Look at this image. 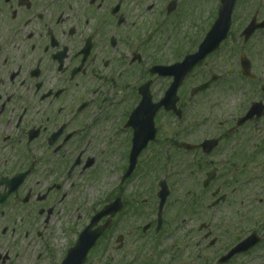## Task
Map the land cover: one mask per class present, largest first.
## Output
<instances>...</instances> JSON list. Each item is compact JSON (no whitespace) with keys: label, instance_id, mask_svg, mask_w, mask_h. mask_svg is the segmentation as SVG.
Segmentation results:
<instances>
[{"label":"flooded vegetation","instance_id":"af4514ba","mask_svg":"<svg viewBox=\"0 0 264 264\" xmlns=\"http://www.w3.org/2000/svg\"><path fill=\"white\" fill-rule=\"evenodd\" d=\"M173 1L0 0V264H65L98 213L92 205L81 214L80 179L105 155L112 127L124 124V100H118L124 62L134 65L141 36L170 17ZM154 10L147 31L137 19L130 29L135 14ZM231 78L226 84L235 90L237 78L246 97L231 129L219 136L233 139L238 150L233 183L217 172L201 200L185 201L184 216L170 213L174 223L183 218L180 226L164 220L157 233L155 221L136 231L182 237L198 252L193 263L264 264V81L262 75ZM252 109L249 122L237 127ZM260 137L249 152L250 140ZM182 250L174 245L169 264H189ZM94 261L90 256L86 264Z\"/></svg>","mask_w":264,"mask_h":264},{"label":"rangeland","instance_id":"374dc122","mask_svg":"<svg viewBox=\"0 0 264 264\" xmlns=\"http://www.w3.org/2000/svg\"><path fill=\"white\" fill-rule=\"evenodd\" d=\"M218 5H220L219 0H183L182 25L177 24L175 27L167 25L168 27L161 30L151 45L141 47L140 53L143 55V61L140 64L136 63L128 67V63L124 62V95L120 94L118 97L119 101L124 100V124L119 126V130L121 132L124 130V133L119 136L121 137L119 139L117 136L118 126L112 127L111 133L109 132L110 134L105 137V141L107 140L105 155L99 159L98 165L91 171L92 174L88 173L81 177V214L85 215L92 205L98 207L113 192L121 193L124 202L131 197L136 200L134 204L139 206L131 208V205H127L126 212H123L116 221L114 232L107 237L105 242L106 256L99 254L95 260L97 264L107 260L109 264H125L127 261V264H133L138 260L140 249H146L147 244L149 247L144 257L151 259L150 262L165 264L168 260H173L172 258L176 255L173 252H166L163 256L156 257L158 253L152 250L154 243L150 239V235L143 240L141 247L140 238L137 237V227H142L153 219L152 215H154L157 204L158 183L162 179L167 178L170 189L174 191L171 201L183 200L187 190L191 191L200 184L199 180L202 179L206 167L198 175L195 174L197 168H194V165L197 162V157L193 158L190 155H185L183 151H177L176 147L167 140L177 139L179 143L195 144L209 136L218 137L232 127L231 118L233 114L242 110L246 105L244 101L246 97L243 96L242 90L239 88H244L245 85H241L240 80L236 78L238 82L235 90H229L231 87L228 88L226 81L232 83L233 78L227 79V77L240 75L239 55L242 50L251 58L254 74L262 75V81H264V31L257 33L247 44H244L243 39L240 38V33L249 24L254 14H258L259 20H264V0H241L234 13L235 25L231 30L233 33L230 34L231 38L221 47V51L207 60L205 65L186 81L183 91L179 93L182 104L184 99L187 117L182 121L165 114L159 118L156 125L158 128L156 142L151 148L143 152L139 159L138 169L130 179L122 184L121 180L125 173L124 169L128 165L127 156L131 151L133 137L126 130V123L133 105V97L132 99L129 98L132 95L131 91L137 88L142 80L147 79L144 72L152 65L172 64L183 52L195 50L197 42L201 41L216 19ZM136 19L138 23L142 20V26L144 25L147 31V28L156 21L155 10L147 15L135 14L129 22V27L132 30L138 27V25L132 24ZM149 22L152 24L147 26ZM171 22L179 23L180 20L169 18L167 23L170 24ZM142 32L139 34L141 35ZM127 48L128 44L126 45L124 42V53L128 50ZM211 75H218L225 79L222 83L214 85V88L206 96L202 95L198 99H193L194 101L190 99L191 89L209 80ZM170 82V80L155 81L152 91L156 100L163 96ZM126 99L127 101H125ZM240 104L243 105L242 108ZM134 108L135 106H133ZM258 129L261 128L258 127ZM261 138L250 140L251 151L249 152H252L253 144L262 142ZM244 142L245 140L242 139L241 146L243 147ZM102 148L103 146H101ZM237 151L232 139L229 142H224L210 160L218 165L224 173L233 165L234 152ZM150 167L151 169L148 170ZM232 178L229 173L227 176L225 174L224 183L232 182ZM119 188L121 190H117ZM138 211L140 216L136 215ZM81 225H84V221ZM119 235L127 238L125 239V247L121 250H117L115 242ZM170 243V240H164L163 244L159 246V252H162L164 247L168 249ZM185 254L183 257L187 259L189 264H192L197 252L191 250ZM157 258L158 261H156ZM95 261L94 264H96Z\"/></svg>","mask_w":264,"mask_h":264},{"label":"water","instance_id":"95a60500","mask_svg":"<svg viewBox=\"0 0 264 264\" xmlns=\"http://www.w3.org/2000/svg\"><path fill=\"white\" fill-rule=\"evenodd\" d=\"M237 0H222V8L220 10V17L218 21L216 22L215 26L213 27L212 31L210 32L205 44L203 45L201 52L199 55L194 56L192 58H188L186 64L182 65L181 68L177 71L179 75H176V83L173 85L171 89V95L170 98L166 100L164 105L166 108H175V103L178 101L176 98V92L178 90V87L182 84L184 81L186 75L188 72L196 65L197 62L201 61L202 58H204L208 53L213 52L216 50L220 43L226 39L228 31L231 26V16L232 12L235 6ZM257 27L254 25V23L245 31L246 38H249L252 33L255 31ZM245 61V60H244ZM244 67V73L248 74L250 69L249 62L246 61L243 65ZM163 70V69H162ZM149 94V93H146ZM146 96V95H145ZM174 97V99L172 98ZM148 102H150L149 98L146 97L145 104L140 106L138 110L143 112L142 115H136L134 114V117L132 118L131 125L135 128V139H134V149L131 156V166L129 169V173L127 176H130L137 163V158L141 150L146 146V144L154 139L155 136V129H154V115L156 113V110L158 107H155L154 110L151 112L148 111ZM147 107V108H146ZM138 120H141V124H139ZM144 123V124H142ZM185 146V145H184ZM186 147V146H185ZM167 193L162 192L161 197L164 201L166 198ZM121 204L118 200L115 204H113L111 207L107 208L102 215H115L118 210H120Z\"/></svg>","mask_w":264,"mask_h":264}]
</instances>
